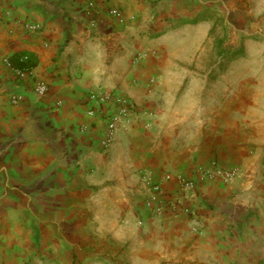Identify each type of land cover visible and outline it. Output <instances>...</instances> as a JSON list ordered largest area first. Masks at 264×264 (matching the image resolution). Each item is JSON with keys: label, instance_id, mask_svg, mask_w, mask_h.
Returning a JSON list of instances; mask_svg holds the SVG:
<instances>
[{"label": "crops", "instance_id": "1", "mask_svg": "<svg viewBox=\"0 0 264 264\" xmlns=\"http://www.w3.org/2000/svg\"><path fill=\"white\" fill-rule=\"evenodd\" d=\"M93 93L135 104L109 148ZM0 264H264V0H0Z\"/></svg>", "mask_w": 264, "mask_h": 264}, {"label": "built area", "instance_id": "2", "mask_svg": "<svg viewBox=\"0 0 264 264\" xmlns=\"http://www.w3.org/2000/svg\"><path fill=\"white\" fill-rule=\"evenodd\" d=\"M102 13L98 4L94 1L88 3L87 14L92 19V23L96 22V18ZM108 15L117 19L120 22H123L122 14L116 9H109ZM26 30L28 31H41V26L38 24H27ZM27 57H23L21 62H26ZM4 63L12 69L17 79L20 81H25L32 77L33 69H20L12 65V62L9 58L4 59ZM33 78V77H32ZM34 91L39 97H44L48 93V84L43 80H37L33 78ZM23 101V98L20 96H14L12 98V103L18 105ZM89 102L93 105H97L102 108L107 116V126H106V139L102 143L104 148H109L115 135L125 124H128L136 114L135 104L129 99L116 98L108 93H93L89 96ZM96 111L92 109L89 112L90 116H94ZM235 172H225L221 169H211L206 170L202 173L201 179H211L219 177L221 179H230L234 177ZM181 190L186 193L193 192L195 187V182L193 180H188L185 178L179 179ZM152 195L147 203L148 207L154 209L157 213H165L167 209H170V212L175 213H186L188 215L192 214L191 207L188 204H184L175 200L165 199V194L158 184L151 186Z\"/></svg>", "mask_w": 264, "mask_h": 264}, {"label": "trees", "instance_id": "3", "mask_svg": "<svg viewBox=\"0 0 264 264\" xmlns=\"http://www.w3.org/2000/svg\"><path fill=\"white\" fill-rule=\"evenodd\" d=\"M23 57H27L28 60H27L26 62H21V59H22ZM11 62H12V65H13L14 67H16V68H20V69H25V68H27V69H34L35 66H36V62H34V61L31 59V57H30V56H27V55L22 56V57H18V58L16 59V61H15L16 63H14L13 60H11Z\"/></svg>", "mask_w": 264, "mask_h": 264}, {"label": "rangeland", "instance_id": "4", "mask_svg": "<svg viewBox=\"0 0 264 264\" xmlns=\"http://www.w3.org/2000/svg\"><path fill=\"white\" fill-rule=\"evenodd\" d=\"M221 66H224V65H223V62H222V65H221Z\"/></svg>", "mask_w": 264, "mask_h": 264}]
</instances>
